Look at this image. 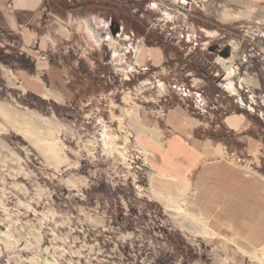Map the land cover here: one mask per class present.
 Listing matches in <instances>:
<instances>
[{"label": "rangeland", "instance_id": "rangeland-1", "mask_svg": "<svg viewBox=\"0 0 264 264\" xmlns=\"http://www.w3.org/2000/svg\"><path fill=\"white\" fill-rule=\"evenodd\" d=\"M162 2L174 0L66 1L84 21L56 27L57 43L43 52L59 73L54 82L37 68L39 55L5 36L0 264H264V219L236 224L233 192L210 217L196 209L189 183L174 193L153 185L158 144L178 136L167 117L178 109L194 138L220 144L226 163L264 183V30L255 7L218 0H204L187 28L164 24L174 16L149 9ZM110 24L122 35L107 32ZM172 25L173 36L189 38L174 42ZM246 29L263 36L243 37ZM225 45L230 64L217 55ZM232 114L244 118L243 132L228 128L240 127L225 121ZM249 138L258 142L253 157L240 155Z\"/></svg>", "mask_w": 264, "mask_h": 264}, {"label": "crops", "instance_id": "crops-1", "mask_svg": "<svg viewBox=\"0 0 264 264\" xmlns=\"http://www.w3.org/2000/svg\"><path fill=\"white\" fill-rule=\"evenodd\" d=\"M66 1L72 5L79 0H61V4L65 3L63 6H58V0H55L59 9H53L47 0H0V48H5L6 35H16L20 50L30 53L33 57L39 55L37 59L41 60H37V68L46 69L45 74L51 82L57 81L59 73L51 67L53 65L43 60L45 56L43 52L50 50L57 43L56 27L62 29V25H69L77 19L84 21V17L79 13L76 16L73 14L72 6ZM218 2L220 6L230 8L239 6V11L250 9V5L255 7L250 15L264 30V0H218ZM91 20L94 25L99 24L95 18ZM84 26L85 23L81 27L83 28L81 38L86 42ZM167 117L168 125L175 126L178 136L165 138L157 146L156 152L162 156L163 163L157 164L158 173L153 180L154 187L163 192L174 193L175 188H181L189 183L193 190L192 199L196 209L210 217L216 216L215 211L223 201L222 197L231 191L234 198L227 203L233 204L230 208L233 221L243 226L249 224L258 227L259 223L251 224L247 220L258 221L262 217L264 219V183L247 170L226 163L224 158L220 157V153L228 156V152L226 149L221 151L220 144L217 146L209 139L194 138L191 132L195 124L186 123V117L181 115V109L169 112ZM181 117L185 119L182 120ZM227 119H236L240 126L235 130L227 125L229 129L238 133L245 130L244 118L241 115L232 114L225 121ZM185 130L189 134H184ZM257 144V141L249 138L244 151L240 152L245 154H239L253 157ZM230 156H235L238 163L245 162L237 154ZM254 233L259 234L258 231Z\"/></svg>", "mask_w": 264, "mask_h": 264}, {"label": "built area", "instance_id": "built-area-1", "mask_svg": "<svg viewBox=\"0 0 264 264\" xmlns=\"http://www.w3.org/2000/svg\"><path fill=\"white\" fill-rule=\"evenodd\" d=\"M204 0H174V2L172 3V5H169L168 3L164 4V2L162 3H157V7L154 6L153 4H151V8H149L150 10H152L153 8H156L157 11L158 10H163L166 11L167 13H169L170 15L174 16V19H167V18H161L160 21L163 22L164 24H166L167 22H169L170 24H173L174 22H178L175 25L179 26L181 25L182 27H186L187 25H189V18L194 15L196 13L197 9H200V7L202 6V2ZM148 8V6H146V9ZM160 16H162L161 14H159ZM164 20V21H163ZM175 25H172L168 28V30L166 31L167 35L169 37H173L174 42H179L180 40H185L189 38L188 35H182L180 34L179 37H175L173 36L174 34V30L176 28ZM109 26H107V32L109 31ZM243 37H246L248 39H256L258 37H260L261 35L263 36V34L257 30V29H246L243 30ZM122 35V28H119V32L117 33L116 36H120ZM234 41V40H233ZM145 70V69H144Z\"/></svg>", "mask_w": 264, "mask_h": 264}, {"label": "water", "instance_id": "water-1", "mask_svg": "<svg viewBox=\"0 0 264 264\" xmlns=\"http://www.w3.org/2000/svg\"><path fill=\"white\" fill-rule=\"evenodd\" d=\"M109 30L111 32V35H114L116 37L117 33H118V29L116 28H113L112 24L109 26ZM217 55L220 57V58H223V59H226L228 57L231 56V50H230V47L228 45H225L223 47L222 50H219L217 52Z\"/></svg>", "mask_w": 264, "mask_h": 264}, {"label": "bare ground", "instance_id": "bare-ground-1", "mask_svg": "<svg viewBox=\"0 0 264 264\" xmlns=\"http://www.w3.org/2000/svg\"><path fill=\"white\" fill-rule=\"evenodd\" d=\"M163 13V12H162ZM167 17L168 16H170L169 14H167V13H164ZM164 16V15H163ZM233 42V44H232V49H234V50H238V43L237 42H235V41H232ZM230 47V46H229ZM231 50V49H230ZM137 53H138V55H142L143 53L141 52V50H138L137 52H136V55H137ZM230 57H232V53H231V56ZM237 57V56H236ZM220 58V57H219ZM229 58V57H228ZM223 59V58H222ZM221 62H223L224 64H230L231 62H229L230 60L229 59H227L226 58V60H220ZM46 96H50V94H48V93H46Z\"/></svg>", "mask_w": 264, "mask_h": 264}, {"label": "trees", "instance_id": "trees-1", "mask_svg": "<svg viewBox=\"0 0 264 264\" xmlns=\"http://www.w3.org/2000/svg\"><path fill=\"white\" fill-rule=\"evenodd\" d=\"M107 18H110L109 16L108 17H105V19H107Z\"/></svg>", "mask_w": 264, "mask_h": 264}]
</instances>
